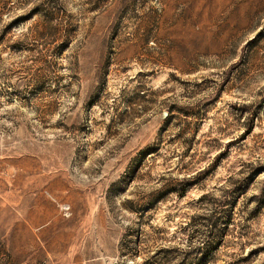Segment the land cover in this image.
<instances>
[{
    "label": "rangeland",
    "instance_id": "1",
    "mask_svg": "<svg viewBox=\"0 0 264 264\" xmlns=\"http://www.w3.org/2000/svg\"><path fill=\"white\" fill-rule=\"evenodd\" d=\"M0 264H264V0H0Z\"/></svg>",
    "mask_w": 264,
    "mask_h": 264
},
{
    "label": "trees",
    "instance_id": "2",
    "mask_svg": "<svg viewBox=\"0 0 264 264\" xmlns=\"http://www.w3.org/2000/svg\"><path fill=\"white\" fill-rule=\"evenodd\" d=\"M206 254H209V253H206ZM207 256V255H206Z\"/></svg>",
    "mask_w": 264,
    "mask_h": 264
}]
</instances>
